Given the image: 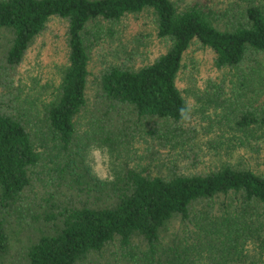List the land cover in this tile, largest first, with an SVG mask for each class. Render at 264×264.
<instances>
[{
	"label": "trees",
	"instance_id": "obj_1",
	"mask_svg": "<svg viewBox=\"0 0 264 264\" xmlns=\"http://www.w3.org/2000/svg\"><path fill=\"white\" fill-rule=\"evenodd\" d=\"M180 1L0 0V264L10 219L26 213L18 210L36 178L54 190L44 204L30 197L40 209L24 223L30 236L20 264H239L249 243L260 255L255 264H264L263 169L226 162L202 170L191 165L197 154H183L169 172L142 173L122 155L123 170L106 181L85 163L90 146L115 149L147 126L165 124L171 137L185 133L180 110L190 106L177 78L195 41L219 67L264 51V0ZM145 9L166 50L138 65H106L88 107L91 47L102 33L96 22ZM53 17L66 22V56L49 94L27 109L11 76ZM85 109L87 128L79 131ZM236 123L262 147L264 102ZM65 189L74 201L57 198Z\"/></svg>",
	"mask_w": 264,
	"mask_h": 264
},
{
	"label": "rangeland",
	"instance_id": "obj_2",
	"mask_svg": "<svg viewBox=\"0 0 264 264\" xmlns=\"http://www.w3.org/2000/svg\"><path fill=\"white\" fill-rule=\"evenodd\" d=\"M176 1L182 5L180 0ZM96 24L102 33L91 47L86 88L88 107L94 98L95 78L106 65L121 63L123 60L138 65L165 51L168 44V40L157 34L150 9L126 14L114 21L99 20ZM65 56L66 22L53 17L32 43L16 73L11 76L15 86L20 85L19 98L27 109V102L46 96L57 83ZM177 85L190 106V119L181 123L185 133L171 137V131H167L168 135H165V124H160L159 128L152 125L130 140L120 143L115 149L111 150L105 145H92L85 154L89 173L102 180H115L123 170L120 159L122 155L132 167L140 169L142 173H157L159 168L169 172L172 164H176L173 163L174 157L183 154H197L195 164L191 165L202 170L212 169L226 162H247L256 169L264 170V144L258 148V141L246 136L236 123L240 115L248 111L257 112L264 102V51L248 54L236 66L219 67L214 62L213 51L195 41L184 55V65L177 78ZM1 89L3 85L0 83ZM14 91L12 90V94ZM86 110L78 115L76 127L79 131L87 128L84 127L88 116ZM151 128L155 129L152 134L149 132ZM250 143L261 149V152L254 153L250 149ZM162 155L168 156L169 160L162 163ZM43 182V179L36 178L34 186L27 190L21 200L24 207H20L18 211H24L25 208L27 214L17 213L11 217L9 248L1 259L2 264L21 263L20 257L30 236V230L24 223L40 209L38 205L31 208L30 197L43 203L41 198L48 194V189L54 190V186L50 184L47 188L44 187ZM60 193H57L58 199L74 201V192L65 189L60 190ZM244 255L245 258L239 264H255L260 258L254 243L248 244Z\"/></svg>",
	"mask_w": 264,
	"mask_h": 264
},
{
	"label": "clouds",
	"instance_id": "obj_3",
	"mask_svg": "<svg viewBox=\"0 0 264 264\" xmlns=\"http://www.w3.org/2000/svg\"><path fill=\"white\" fill-rule=\"evenodd\" d=\"M189 112H190V109H181L180 110V115H181V119L187 121L190 119V116H189Z\"/></svg>",
	"mask_w": 264,
	"mask_h": 264
}]
</instances>
